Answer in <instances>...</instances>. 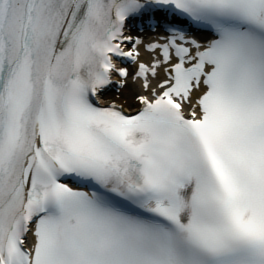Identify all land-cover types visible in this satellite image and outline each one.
I'll return each mask as SVG.
<instances>
[{
    "label": "snow or ice",
    "instance_id": "1",
    "mask_svg": "<svg viewBox=\"0 0 264 264\" xmlns=\"http://www.w3.org/2000/svg\"><path fill=\"white\" fill-rule=\"evenodd\" d=\"M0 264H264V0H0Z\"/></svg>",
    "mask_w": 264,
    "mask_h": 264
}]
</instances>
